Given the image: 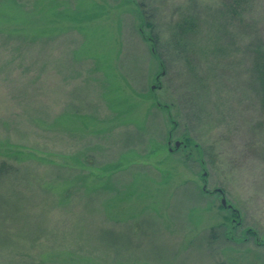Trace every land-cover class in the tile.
I'll return each mask as SVG.
<instances>
[{"label":"rangeland","instance_id":"374dc122","mask_svg":"<svg viewBox=\"0 0 264 264\" xmlns=\"http://www.w3.org/2000/svg\"><path fill=\"white\" fill-rule=\"evenodd\" d=\"M223 1L0 0V264H264V0L175 43Z\"/></svg>","mask_w":264,"mask_h":264},{"label":"trees","instance_id":"16d2710c","mask_svg":"<svg viewBox=\"0 0 264 264\" xmlns=\"http://www.w3.org/2000/svg\"><path fill=\"white\" fill-rule=\"evenodd\" d=\"M223 19L220 18L217 26H212L208 31L207 37L203 38L199 36V21L194 17L181 20L175 25V36L177 37L175 43L177 44V40L179 42H189L187 43L191 50L195 48L198 44L204 46H208L209 41L212 43L213 53H217L221 51L223 47V37L219 35L220 31H224L228 25H231L233 21L240 23L241 20L243 21L244 27L246 29L252 28V21L247 15L249 13L250 7L252 6L253 0H224L223 1ZM241 18V20H239ZM246 18H249L246 20ZM225 24H224V22ZM215 27V28H214ZM214 31V35L211 34ZM199 42V43H198ZM258 46L254 52V59H253V68L252 72L256 75V80L260 84L261 87V96H262V105L264 106V51L263 45L258 43ZM185 47V46H184ZM264 110V109H263ZM188 142V140L186 141ZM7 165L5 163L0 165V177L1 172ZM203 190V189H202ZM222 192V191H221ZM219 193V192H217ZM235 212H232V215ZM235 216V215H234ZM250 232V230H249Z\"/></svg>","mask_w":264,"mask_h":264},{"label":"water","instance_id":"95a60500","mask_svg":"<svg viewBox=\"0 0 264 264\" xmlns=\"http://www.w3.org/2000/svg\"><path fill=\"white\" fill-rule=\"evenodd\" d=\"M181 143H182V141H179V140L178 141H175L174 142V148L177 149L180 146ZM169 151L171 152L172 149H169ZM204 188H205V186L202 187L203 190H204ZM217 191L218 192H221L220 190H217ZM220 203H221L222 206H226V203H225L224 198H221ZM227 207L230 208L231 206H227Z\"/></svg>","mask_w":264,"mask_h":264},{"label":"flooded vegetation","instance_id":"af4514ba","mask_svg":"<svg viewBox=\"0 0 264 264\" xmlns=\"http://www.w3.org/2000/svg\"><path fill=\"white\" fill-rule=\"evenodd\" d=\"M219 194H221V195H222V193H221V192H219Z\"/></svg>","mask_w":264,"mask_h":264}]
</instances>
